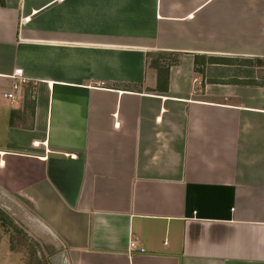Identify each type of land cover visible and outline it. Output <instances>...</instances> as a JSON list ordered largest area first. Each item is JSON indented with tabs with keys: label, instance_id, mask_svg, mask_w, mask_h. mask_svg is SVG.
<instances>
[{
	"label": "crops",
	"instance_id": "0c3cea01",
	"mask_svg": "<svg viewBox=\"0 0 264 264\" xmlns=\"http://www.w3.org/2000/svg\"><path fill=\"white\" fill-rule=\"evenodd\" d=\"M250 64L264 0H0V203L55 264H264Z\"/></svg>",
	"mask_w": 264,
	"mask_h": 264
},
{
	"label": "rangeland",
	"instance_id": "374dc122",
	"mask_svg": "<svg viewBox=\"0 0 264 264\" xmlns=\"http://www.w3.org/2000/svg\"><path fill=\"white\" fill-rule=\"evenodd\" d=\"M250 65L248 71H254L259 79L264 77V67ZM257 83L264 84V78ZM27 213L10 198L0 203V264H55L51 238Z\"/></svg>",
	"mask_w": 264,
	"mask_h": 264
},
{
	"label": "built area",
	"instance_id": "2783aa9c",
	"mask_svg": "<svg viewBox=\"0 0 264 264\" xmlns=\"http://www.w3.org/2000/svg\"><path fill=\"white\" fill-rule=\"evenodd\" d=\"M22 77H23V76H22V71H21V70L16 71V73H15V79H20V78H22ZM8 97H9V98H13V94H8ZM131 248H132L133 250H137V249H138V247H137L136 244H134V243L131 244Z\"/></svg>",
	"mask_w": 264,
	"mask_h": 264
}]
</instances>
